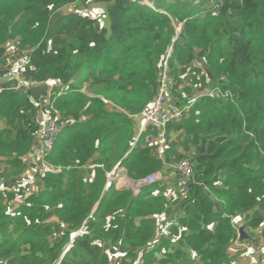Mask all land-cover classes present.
Masks as SVG:
<instances>
[{
    "label": "trees",
    "instance_id": "trees-1",
    "mask_svg": "<svg viewBox=\"0 0 264 264\" xmlns=\"http://www.w3.org/2000/svg\"><path fill=\"white\" fill-rule=\"evenodd\" d=\"M79 1L0 0L2 64L18 62L30 85L59 81L51 114L68 122L26 196L23 177L50 108L0 85V264H240L236 220L264 241V0H102L109 28L79 14ZM171 49L181 108L208 81L238 103L200 97L167 129L161 159L148 141L157 132L136 140ZM185 158L194 180L161 236L169 185L137 196L107 185L115 169L141 180Z\"/></svg>",
    "mask_w": 264,
    "mask_h": 264
},
{
    "label": "built area",
    "instance_id": "built-area-1",
    "mask_svg": "<svg viewBox=\"0 0 264 264\" xmlns=\"http://www.w3.org/2000/svg\"><path fill=\"white\" fill-rule=\"evenodd\" d=\"M146 3L148 2L144 1V4ZM12 51H8V53L9 52L11 53ZM172 52L173 49L170 50V53L168 54L167 58L164 60L163 71L159 74L160 88L157 93L158 96L156 95L157 97L155 98L153 104L150 107L144 109L140 115V117L143 120V126L140 134L141 135L145 134L150 129L152 131L157 132V141L155 144L157 149L155 153L161 159H163V148L165 144V136L167 129L171 124L179 123L187 117V110L185 109V107L181 108L173 105L170 102V99H172L173 96V91L177 86V82L175 78L171 75V73H169V68H168V61L169 58L171 57ZM2 84L5 85L9 84L11 86L13 84H16V88L20 86L29 87V86L40 85V84L30 85L29 83L23 80L21 74V68L19 67L18 62L13 63L12 65L9 64L4 65L2 64V61L0 59V85ZM47 84L49 85V92L46 98H43L42 101L47 100L46 106L47 108L50 109H48L49 112L44 113L42 128L40 134L37 137L36 144L31 152V157L29 158L31 161L42 162L44 158L52 152L56 142L68 127V122L64 120L59 113H55V116L51 114L52 112H55L52 106L53 90L55 88L54 85L62 86V84L59 83V81L48 82ZM170 85L171 87L168 89L167 86ZM166 93H169V97H170L168 102L166 101L165 98ZM214 95L215 94H213L212 96ZM160 133H165L162 142L158 141V134ZM151 139H152L151 137H148V141H150ZM169 168L172 174L176 173L179 175L181 181L182 179L186 181L187 187L185 188L184 195H187L189 193L188 184L192 180H194V167L190 159L185 158L180 160L179 162L170 164ZM121 174H124L125 177L123 175L122 176L123 178H126L128 182L130 181L132 182L133 185L129 184V186H131L134 194L137 196L141 193L143 189L162 182L164 180V177L167 175V172L163 171L152 174L141 180H133L128 176L127 169L119 168V169H115L113 172H111L108 175L107 185L110 186L112 184L116 185L117 182L119 183L121 179H123L121 178ZM119 186L121 185L118 184V187ZM118 187L117 189H119ZM240 223H241L240 219L234 222V225L236 226L237 229L242 226ZM248 251H249V255H256L259 253L257 248L253 245L249 246Z\"/></svg>",
    "mask_w": 264,
    "mask_h": 264
},
{
    "label": "rangeland",
    "instance_id": "rangeland-1",
    "mask_svg": "<svg viewBox=\"0 0 264 264\" xmlns=\"http://www.w3.org/2000/svg\"><path fill=\"white\" fill-rule=\"evenodd\" d=\"M182 1H186V0H182ZM189 1H191L190 5H193V6L197 5L199 3V0H189ZM217 1L218 0H212L211 1L212 6H215ZM171 2L175 3V4H178V3H176V2H178L177 0H171ZM146 4H148L150 7H155L153 4H149V2L146 3ZM77 5L80 7V10H78V12L81 13V15L89 16L92 19L98 20L101 23L102 26H106V28H109V23H108V20H107L108 15L105 12H107L108 8L111 7L110 3H103L102 0H84V3H82V1H79V3H76L73 6H77ZM73 6L67 7L65 10H63L64 13H66L67 11L73 9ZM70 12H72V10ZM61 13L63 14L62 11H61ZM181 27H182V25L178 26V28H177L178 31H180ZM12 47L13 46H11V48H9V51L14 50ZM9 61L10 60H8V62ZM200 64H203V61H200ZM169 73H170V71H169ZM185 86L192 87L194 89L196 87V86L189 85L187 82L185 83ZM214 86H215V83L209 81L207 83V89L204 92H200V93L199 92L198 93L192 92L191 95H187L186 94L187 96H186L185 100L188 99L189 100V104L185 107V109L187 110V117L185 119H187L189 117V114L191 112L192 107L195 106L196 101L198 99H200V97H202V96H206L207 95L208 97H212L213 94L218 93L221 96V98H225V99L231 98L232 99L231 100L232 103H238V100H237L236 96H234L230 92L223 93L222 92L223 89L221 87H214ZM54 87H55L54 89H57V88L63 89L61 85H54ZM167 87L169 89L171 87V85L167 86ZM168 89H166V90H168ZM82 90L86 91L85 88H83ZM192 95L194 97H192ZM46 96L44 98H46ZM157 96H155V98ZM155 98H154V100H155ZM165 98H166V101L168 102L169 98H170L169 97V93H166ZM154 100L147 107H150L153 104ZM177 100L178 99H176V98L171 99L172 104H174V102H176ZM46 101L47 100H44L45 103H46ZM56 113H59V112L56 110ZM141 122H142V118H141ZM2 129H3V125L0 123V130H2ZM172 133H171V135H173V137L171 136L169 138L168 147L171 146L172 140L175 139L178 136V133H174V132H172ZM164 136H165V133L158 134V141L162 142ZM150 137L152 138L151 140L153 141L154 146H156L155 144H156V141H157V133H156L155 136H150ZM165 144H166V137H165ZM44 167H46V165L43 163V161L42 162L36 161V165L30 167L29 170H28V174L23 177V179H25V183L22 185V187L24 189V192H25L26 196L30 195L32 190L35 191V185L38 182L37 179L35 178L36 172L38 170H40L41 172H44L45 169H46V168L44 169ZM168 168H169V165H168ZM169 170H170V168H169ZM169 170H168V172L166 170V172H167V175H166L167 176V180L161 182V185L159 186V188H161L165 184L169 185V187H168L169 192L166 193V196L170 200L169 201V206L167 207V209H169V211L166 214L163 215L164 220H163L162 217H158L157 218V224H158V227H159L158 229H159L160 236L162 234H166L167 228L170 227L171 224L174 222V220L179 216V214L176 213V210L179 207V205H177V203L179 201L180 194L185 192V188L187 187V184H186L185 180L182 179V183H181L179 178H177V177H179V175L176 174V173L172 174L171 170H170V172H169ZM122 175L124 176V174H121V178H123ZM30 176H32V177H30ZM26 178H30L31 180L30 181H26ZM126 181H127V179L123 178V179H121V181L119 183L125 185ZM1 183L3 184V182H0V184ZM119 183L117 182L115 186L118 187ZM130 183H131L130 185H133L131 181H130ZM118 188H119V190H131L133 192V189L129 185H125V186L121 185ZM8 189L10 191L12 190L13 193H17L18 192V187H16V186L10 187ZM17 200L19 202L15 201L14 202L15 204H19V203L22 202L20 196H18ZM54 220H56V219H54ZM243 220H244V218L240 219L242 225H243ZM256 233L257 234L258 233L261 234V231L260 230L256 231ZM239 246L241 247L240 244H239ZM232 248L238 249L239 247L236 245V246H233ZM248 248H249V245L246 246V250H248ZM257 253H258V251H257ZM253 257H254V255H251V256L247 255V256H243L242 258H241V256H239L238 260H240L242 262V264H247V261L249 259L250 260L249 264H257L255 262L251 261V258H253Z\"/></svg>",
    "mask_w": 264,
    "mask_h": 264
},
{
    "label": "water",
    "instance_id": "water-1",
    "mask_svg": "<svg viewBox=\"0 0 264 264\" xmlns=\"http://www.w3.org/2000/svg\"><path fill=\"white\" fill-rule=\"evenodd\" d=\"M202 61V60H201ZM12 89L17 90L19 93L23 94V95H28L30 96L31 100L35 103V104H40L42 99L48 94L49 92V85L47 83H43L40 85H36V86H20L16 88V84H13L11 86ZM238 234H239V241L240 242H251L254 246H258V241L255 240L254 238H252L250 236V234H248L246 232V230L244 229V227H240L238 230ZM260 255L262 254L261 250H260Z\"/></svg>",
    "mask_w": 264,
    "mask_h": 264
},
{
    "label": "crops",
    "instance_id": "crops-1",
    "mask_svg": "<svg viewBox=\"0 0 264 264\" xmlns=\"http://www.w3.org/2000/svg\"><path fill=\"white\" fill-rule=\"evenodd\" d=\"M209 82V81H208ZM174 98V97H173ZM170 101H171V99H170ZM179 100H177L176 101V104H175V106H178V107H180L179 105H178V102ZM44 120V119H43ZM142 124H143V120H142ZM246 232L249 234V232H248V230H246ZM255 233V235H257V233H256V231L254 232ZM258 234H260V233H258ZM253 238V237H252ZM257 238V237H256ZM255 240H257V239H255ZM258 241V246H256V247H258L259 248V250H261V252H262V254L260 255H257V256H254L253 258H251V261L252 262H255V263H257V264H264V241H260V240H257ZM239 244L241 245V247L239 246ZM253 245L251 242L250 243H242V242H238V243H235L234 244V246H238L239 248L238 249H234L233 248V250L235 251V252H242L239 256H241V258L243 257V256H247V255H249V251L248 250H246V246L247 245ZM254 246V245H253ZM245 252V253H244ZM249 256H251V255H249ZM249 262H250V260L248 259V261H247V264H249ZM239 263L240 264H242V262L239 260Z\"/></svg>",
    "mask_w": 264,
    "mask_h": 264
},
{
    "label": "clouds",
    "instance_id": "clouds-1",
    "mask_svg": "<svg viewBox=\"0 0 264 264\" xmlns=\"http://www.w3.org/2000/svg\"><path fill=\"white\" fill-rule=\"evenodd\" d=\"M173 97H174V95L172 96V99H173ZM171 102V101H170ZM172 103V102H171ZM174 104H176V102H174ZM173 104V105H174ZM142 126H143V124H142ZM140 133H141V131H140ZM139 133V135H138V137H137V140H136V142H138V140H139V138H140V136H141V134ZM61 137V136H60ZM56 145V144H55ZM53 151V150H52ZM241 224V223H240ZM242 225V224H241ZM241 227H243V226H241ZM240 228V227H239ZM239 228L237 229V232H238V230H239ZM238 242H239V234H238ZM237 242V243H238ZM249 246H251V244L249 245ZM256 247V246H255ZM257 248V250L259 251V253H260V250H259V248L258 247H256ZM259 253L257 254V255H259Z\"/></svg>",
    "mask_w": 264,
    "mask_h": 264
},
{
    "label": "bare ground",
    "instance_id": "bare-ground-1",
    "mask_svg": "<svg viewBox=\"0 0 264 264\" xmlns=\"http://www.w3.org/2000/svg\"><path fill=\"white\" fill-rule=\"evenodd\" d=\"M119 184L122 185V186H125V185H129V184H131V183L128 182V181H126L125 185H124V184H121V183H119Z\"/></svg>",
    "mask_w": 264,
    "mask_h": 264
}]
</instances>
